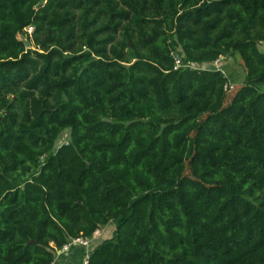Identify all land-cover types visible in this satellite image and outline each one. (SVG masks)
<instances>
[{
  "label": "trees",
  "instance_id": "1",
  "mask_svg": "<svg viewBox=\"0 0 264 264\" xmlns=\"http://www.w3.org/2000/svg\"><path fill=\"white\" fill-rule=\"evenodd\" d=\"M39 1L0 0V264L111 221L77 264H264V0Z\"/></svg>",
  "mask_w": 264,
  "mask_h": 264
},
{
  "label": "rangeland",
  "instance_id": "2",
  "mask_svg": "<svg viewBox=\"0 0 264 264\" xmlns=\"http://www.w3.org/2000/svg\"><path fill=\"white\" fill-rule=\"evenodd\" d=\"M32 28H28L27 32H31ZM22 40H25L26 42H30L25 36L21 37ZM31 43V42H30ZM30 48H32V43L29 45ZM260 48L264 47V44H260ZM209 65V66H208ZM208 67H215L220 68L225 76L228 78V84H227V101L232 96V94L235 92V90L243 83L245 71L242 62L239 60V58L236 55H223L220 56L216 61H213L212 63L208 64H201V65H194L193 67H199V68H205ZM69 137V132L65 130L61 136L58 139V144L67 141ZM115 228L114 222H110L107 225L101 226L98 228V233L96 234L95 241L89 244V246H83V245H75L74 247H70L69 249H57L55 251V261L52 264H77V261L80 258L82 260L86 258L88 253L91 251V249L99 243L101 240L105 238H110ZM83 239V237H80ZM76 258V259H74Z\"/></svg>",
  "mask_w": 264,
  "mask_h": 264
},
{
  "label": "built area",
  "instance_id": "3",
  "mask_svg": "<svg viewBox=\"0 0 264 264\" xmlns=\"http://www.w3.org/2000/svg\"><path fill=\"white\" fill-rule=\"evenodd\" d=\"M174 58H175V66L176 67H179V65H180V61H179V59L177 58V56L176 55H174ZM98 230L99 229H96L93 233H92V235L90 236V237H83V239H81L80 237H78V238H75V239H72V241L69 243V244H67V245H65L63 248L64 249H68L69 248V245H71V244H75V245H83V246H89V244L92 242H94L95 241V239H96V234L98 233ZM86 259H87V256H86V258H84V261L86 262Z\"/></svg>",
  "mask_w": 264,
  "mask_h": 264
},
{
  "label": "water",
  "instance_id": "4",
  "mask_svg": "<svg viewBox=\"0 0 264 264\" xmlns=\"http://www.w3.org/2000/svg\"><path fill=\"white\" fill-rule=\"evenodd\" d=\"M45 2V0H40L37 4H36V7H39L41 6L43 3ZM21 37H24V35L22 34H19L17 36L18 39L22 40ZM24 42V45L26 48H30L29 45L31 44L30 42H26L25 40H22Z\"/></svg>",
  "mask_w": 264,
  "mask_h": 264
}]
</instances>
